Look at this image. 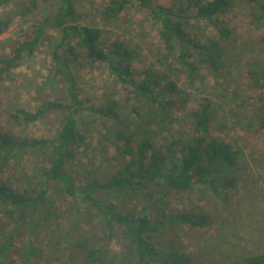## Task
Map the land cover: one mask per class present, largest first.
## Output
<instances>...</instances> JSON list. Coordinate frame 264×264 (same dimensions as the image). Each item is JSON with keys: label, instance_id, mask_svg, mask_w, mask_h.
I'll use <instances>...</instances> for the list:
<instances>
[{"label": "rangeland", "instance_id": "374dc122", "mask_svg": "<svg viewBox=\"0 0 264 264\" xmlns=\"http://www.w3.org/2000/svg\"><path fill=\"white\" fill-rule=\"evenodd\" d=\"M28 0H11L0 6V19L17 14L0 33V56L12 54L20 41L33 36L35 26L47 15L59 11L60 0H43L25 17L20 16ZM108 0H75L79 18L75 23L99 26L103 42L119 38L134 50L133 74L140 77L143 65H153L169 72L189 96L188 110L206 96L212 102L210 135L230 141L237 152L236 166L220 177L234 178L233 186L220 189L218 195L210 184H196L192 189H164L160 195L163 208L174 212L206 216L202 227L164 226L153 234L160 255L171 248L185 252L192 264H246L250 255L264 254V131L259 120L264 116V88L253 86L249 70L264 66V22L254 15L257 5L249 0H232L233 6L220 15L231 30L219 70H212L192 58L200 67L195 84H190L187 70L176 55H168L160 37V25L145 8L130 4L125 18L106 20L102 15ZM178 4L186 0H163ZM187 31L203 41L217 37L218 32L206 20L192 19ZM214 30V31H213ZM59 31L49 29L32 55H26L12 76L0 79V130L28 138L54 137L62 129L73 109H50L38 119L18 124L13 115L21 109L35 111L43 102L56 100L71 105L69 83L57 73L52 50ZM75 75V91L83 102L76 113L83 142L76 147V157L68 170L77 185L107 180L125 163L117 151L115 131L120 121L136 122L133 110L134 88L115 75L107 62L89 64L86 59L71 66ZM109 100L117 101L119 119L101 115L92 106L107 108ZM188 110L173 115L157 126L156 139L164 149L175 139L186 141L191 121ZM48 152L42 149L17 151L4 165L2 174L17 188L40 189L43 170L48 166ZM93 195L105 203L151 211L152 200L145 191L135 194L99 188ZM68 195L62 185L48 182L47 200L33 219L13 221L0 213V240L14 231L11 257L15 264H78L91 246L108 248L106 264H130L128 238L121 224L110 228L95 208L83 197ZM148 208V209H145ZM92 210L90 214L89 211ZM156 215V214H155ZM86 244L77 246V242Z\"/></svg>", "mask_w": 264, "mask_h": 264}, {"label": "trees", "instance_id": "16d2710c", "mask_svg": "<svg viewBox=\"0 0 264 264\" xmlns=\"http://www.w3.org/2000/svg\"><path fill=\"white\" fill-rule=\"evenodd\" d=\"M11 0H0V6ZM43 0H28L20 16L25 17ZM59 11L47 15L35 26L32 38L20 41L6 57L0 56V79L12 76L26 55H32L49 29H57L59 40L52 50L58 74L69 83V95L72 104L56 100L43 102L35 111L21 109L14 115L18 124L30 123L40 119L50 109H65L76 105L68 115L60 132L54 137L28 138L13 135L0 130V213L13 221L25 218L33 219L41 211L47 200L48 182L54 180L62 185L68 195L81 192L95 208L110 228L113 222L121 224L128 238L127 252L130 264H192V258L185 252L171 248L160 255L153 242V234L164 226L175 228L177 225L202 227L208 224L206 216L196 213L174 212L163 208L158 194L164 189L168 192L192 189L196 184H210L218 195L220 189L233 186L234 178L220 180L237 164V152L230 141L210 135L213 116L212 102L203 96L196 106L188 110L189 96L173 79L169 72L153 65H143L140 77L133 74L134 50L119 38L103 42V29L99 26L75 23L79 18L75 0H60ZM257 5L254 17L264 22V0H249ZM130 4H137L149 11L160 25V37L167 54L176 58L187 70L190 84H195L200 67L192 58L212 70H219L226 51V42L231 30L224 24L220 15L233 6L232 0H186L178 4H167L163 0H108L102 9L106 20L125 18ZM17 14H7L0 19V33L5 32ZM192 19L206 20L219 33L206 41L192 36L186 25ZM214 31V30H213ZM86 59L89 64L107 62L111 71L119 79L134 88L135 103L133 110L136 122L120 121L115 131L117 151L124 157L125 163L107 180L93 181L79 186L68 170V164L76 157V147L84 136L80 132L76 113L83 108L75 87L76 80L71 69L75 61ZM253 86L264 88V66L249 70ZM117 101L109 100L107 108L92 106V110L101 115L119 119L116 111ZM188 110L191 121L190 133L186 141L173 140L164 149L156 139L157 126L174 120L173 115ZM264 131V116L259 120ZM42 149L49 153L48 166L43 170L40 189L17 188L2 174V165L17 151ZM93 185L99 188L130 192L145 191L152 200L151 211H137L105 203L93 195ZM148 209V208H145ZM92 213V210L89 211ZM156 214V215H155ZM86 242L79 241L77 246ZM14 246V231L0 240V264H15L11 257ZM108 248L91 246L86 249L78 264H106ZM246 264H264V254L250 255Z\"/></svg>", "mask_w": 264, "mask_h": 264}]
</instances>
